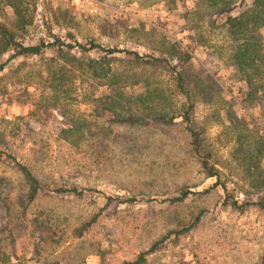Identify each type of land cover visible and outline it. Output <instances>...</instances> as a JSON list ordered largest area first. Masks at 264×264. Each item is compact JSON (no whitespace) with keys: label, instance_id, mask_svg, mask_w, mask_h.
<instances>
[{"label":"rangeland","instance_id":"obj_1","mask_svg":"<svg viewBox=\"0 0 264 264\" xmlns=\"http://www.w3.org/2000/svg\"><path fill=\"white\" fill-rule=\"evenodd\" d=\"M2 1L0 23L22 22L17 39L25 44L52 42L56 35L65 42L87 45L92 41L103 48L135 52L148 62L181 48L188 55H181L187 65L183 83L187 93L192 96L190 90L196 89L197 73L203 74L212 92L209 98L195 93L188 102L164 64L155 68L126 53L101 60L105 53L98 49H52L46 51L44 60L31 59L25 65L22 59L16 60L3 81L32 78L26 90L6 83L11 92L0 96V136L9 145L4 150L25 163L48 190L76 187L83 194L56 195L44 190L24 218L15 201L19 175L0 163V177L12 183L7 195L10 214L0 201V264H80L92 242L104 251V264H118L148 250L163 236L165 241L147 255L146 264H259L264 253V212L254 207L244 212L222 207L219 189L196 193L214 179L200 172L187 151L185 123L179 117L171 125L149 123L138 129L109 124L105 120L110 107L105 100L80 101L78 83L77 101L66 99L42 114L28 113L30 100L41 90L39 76L47 69L66 78L68 70L99 60L96 68L107 70L110 81H118L116 91L126 93L121 113L138 112L146 94L152 93L156 108L168 115L191 106L189 115L208 144L210 161L235 199L264 196V97L250 95L236 75L226 38L218 27L225 15H215L220 2L9 0L17 8L14 13ZM66 33L73 39L68 40ZM261 33L264 37V28ZM70 124L77 130L68 131ZM96 146L99 162L93 157ZM3 185L2 192L7 193V184ZM182 190L193 193L183 204L166 201ZM128 198L135 201L129 203ZM41 211L52 216L57 231H63L60 242H39L31 219ZM200 211L199 222L180 231ZM94 216L96 221L82 238L73 236V229ZM84 261L100 264V257L88 255Z\"/></svg>","mask_w":264,"mask_h":264},{"label":"trees","instance_id":"obj_2","mask_svg":"<svg viewBox=\"0 0 264 264\" xmlns=\"http://www.w3.org/2000/svg\"><path fill=\"white\" fill-rule=\"evenodd\" d=\"M2 1V0H1ZM238 1V0H237ZM4 5L12 7L14 13H17V8L11 6L9 0L2 1ZM9 2V3H7ZM220 2V5L216 6L215 15H225L223 21L218 26L224 33V38L227 43L228 55L231 59L232 64L235 66L236 75L243 81L250 89V95H256L261 93L264 97V37L261 33V29L264 28V0H251L249 4L246 0H239L238 3L232 0H214V3ZM236 9V14L231 13ZM16 24V25H15ZM19 24L22 26V22H11L10 25L0 23V96H8L11 92L10 88L6 83H10L11 86L20 85L24 90L30 87L32 76L27 75L26 78H19L15 82H8L6 76L11 71L13 63L22 59V65H25L28 60L41 59L44 60L46 57V51L48 50H73L79 49L82 52H88L91 50H100L104 52L105 56L101 58L107 59L108 56H114L118 53L130 54L134 57V60L144 63H151L161 68L166 67L169 72L173 73L176 77L177 87L180 93L184 96L185 100L191 102L194 99V95L202 94L204 97L209 98L212 90L206 86L202 73H197V77H200L198 82L195 80V90H190L192 96H190L184 88V74L186 70L185 60L182 61L181 55H187V51L181 48L172 49L171 52L167 53L166 56L151 57L150 62L146 61L143 56H139L135 52H127L125 50H119L116 48L107 49L103 48L92 41L88 42L87 45H83L77 42H65L60 37L52 35V42L37 41L35 43L25 44L23 41L17 39V32ZM16 26V28H15ZM11 27V28H10ZM14 28V30H13ZM19 33V32H18ZM65 37L68 40H72L73 36L70 33H66ZM101 63L99 60H90L86 64L82 63L77 68L68 70L67 77L55 76L50 74L47 69L43 75H38L40 79L41 90H37V96L35 99L30 100V110L28 113L32 116L47 112L51 106H56L59 101L76 100L77 86L80 87V101H91L97 102L104 99L107 107H110L108 111L109 117L106 118V122L109 124H116L117 126H123L131 129H138L149 123H161L165 125H171L174 119L179 117L181 121L185 123V131L187 135V151L194 158L198 165L200 172L207 178H213L214 182L202 192H196L198 195L207 194L212 190H221L222 200L220 205L222 207H230L236 211L244 212L250 207L257 208L264 212V196L257 198L256 200H241L235 199L234 195L228 190L226 181L221 178L220 171L215 167L214 163L210 161L212 154L208 148V144L202 137V132L197 129L196 122L190 117L188 106L186 110L181 113L168 115L163 112L159 107L156 108L155 98L152 94H146L145 102L138 112H129L123 114L120 111L122 101H126L128 98L126 93L117 92V82L110 81V76L107 74V70H99L96 68ZM162 64L164 66L162 67ZM192 66V62L190 64ZM196 67V64H193ZM197 69H201L197 65ZM110 68L108 69L109 72ZM16 72L18 69L15 70ZM194 71V69H193ZM196 72V71H194ZM58 73V72H57ZM199 75V76H198ZM104 79V80H102ZM78 81V82H77ZM4 82V83H2ZM202 83V85H201ZM252 93V94H251ZM208 95V96H207ZM131 96V95H130ZM129 96V97H130ZM249 96V95H248ZM77 101V100H76ZM148 104L150 106H148ZM101 113L106 111L101 108ZM230 119V118H229ZM229 121V120H228ZM232 121V119H230ZM68 131L77 130V127L68 125ZM71 129V130H70ZM15 133L10 137L15 138ZM9 147L8 142L0 136V163L10 166L18 175L19 182L16 184V198L15 201L19 207V216L26 217L30 206L34 203L36 198L45 193H54L56 195H73L80 197L83 191L76 187H59L49 189L42 184L30 170V168L23 162L17 160L16 156L10 152L4 150ZM93 150V157L99 162V147H95ZM4 183L7 184V193L2 192ZM12 183L5 177H0V201L7 214H10V203L8 201V192L12 189ZM193 193L187 190H182L176 196L168 198L166 201L170 205H180L185 202L186 199ZM4 195V197H2ZM109 200V198H107ZM129 203L135 201L134 198H128L126 200ZM203 212L200 211L195 218L191 221L189 226L183 228L182 232L194 227L200 220ZM96 221V216L89 220H86L80 224L79 227L73 229V236L76 238H82L85 231ZM31 222L33 223L34 229L38 230L39 242L58 243L63 237V231L56 229V224L52 219V216L44 213L43 211L38 212ZM166 236L154 242L148 250L135 254L131 259L121 260L118 264H146V257L149 254L154 253L158 250L160 245L165 241ZM90 250L86 253L88 255H97L100 257V264H104L103 256L104 251L100 249L99 245L95 242L90 244ZM87 256H82L79 263H84ZM264 264V253L261 256L260 263Z\"/></svg>","mask_w":264,"mask_h":264}]
</instances>
